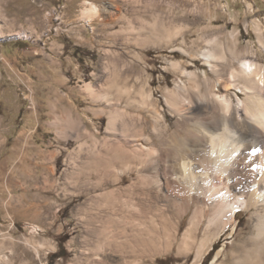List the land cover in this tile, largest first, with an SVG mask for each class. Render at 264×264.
Instances as JSON below:
<instances>
[{
    "label": "rangeland",
    "instance_id": "obj_1",
    "mask_svg": "<svg viewBox=\"0 0 264 264\" xmlns=\"http://www.w3.org/2000/svg\"><path fill=\"white\" fill-rule=\"evenodd\" d=\"M93 4L97 13L85 19ZM107 4L117 8L111 16L101 9ZM156 12L189 24V46L199 43L192 40L208 22V31L237 28L240 42L256 47L250 20H260L264 29V0H0V264H197V240H181L188 217L179 223L168 211L161 217L154 193L143 199L134 194L139 189L131 194L152 203L154 220L147 212L123 209L112 193L136 180V171L119 172L117 164L114 181L112 162L87 154V145L95 138L99 145L106 135L101 93L120 98V104L126 100L117 93L125 79L114 76L118 85H112L105 65L130 66L127 85L147 68L141 77L159 107L162 88L177 77L165 70L169 47L151 27L135 32L139 21L152 23ZM123 215L141 221V232L131 225L126 230ZM236 221L234 236L225 232L214 240L200 264H235L254 247V240H238L249 232V212L240 210ZM252 258L244 263L260 260Z\"/></svg>",
    "mask_w": 264,
    "mask_h": 264
},
{
    "label": "bare ground",
    "instance_id": "obj_2",
    "mask_svg": "<svg viewBox=\"0 0 264 264\" xmlns=\"http://www.w3.org/2000/svg\"><path fill=\"white\" fill-rule=\"evenodd\" d=\"M101 9L109 16L117 10L111 4ZM97 11L98 6L90 5L83 16L90 19ZM159 13H153L152 23L141 20L134 28L140 35L148 24L158 42L169 47L165 70L177 74L173 85L165 82L159 107L151 87L147 88L149 81L141 77L147 68L136 71L134 83L127 85L130 66L105 65L106 78L114 81L112 85H118L114 76L125 79L117 86V93L125 94L126 100L120 104V98L111 100L107 92H100L107 108L101 109L108 117L106 135L99 145L92 138L87 154L99 160L108 158L114 165V181H119L117 164L119 172L136 171V180L112 193L123 209L139 215L147 212L151 220L157 212L162 217L166 211L173 213L178 223L188 217L181 240L184 244L197 240V264L214 240L225 232L234 236L237 214L248 211L249 232L238 240H254V247L242 251L243 256L235 258V264L250 259L253 262L252 257L260 259L256 264H264V29L260 20H250L256 47L241 43L237 28L208 31V22L199 33L194 32L197 36L192 41L199 43L189 46V24ZM179 36L180 42L174 44L173 38ZM86 86L89 94L95 95L93 86ZM73 129L71 135L76 137L79 125L74 123ZM134 189H139L134 194L147 200L154 193L157 212L152 211L149 201L146 205L137 201L131 194ZM119 219L125 229L131 225L141 232V221L124 215ZM125 229L121 230L122 236L127 235Z\"/></svg>",
    "mask_w": 264,
    "mask_h": 264
}]
</instances>
